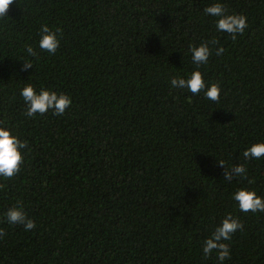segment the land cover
<instances>
[{
  "label": "trees",
  "instance_id": "trees-1",
  "mask_svg": "<svg viewBox=\"0 0 264 264\" xmlns=\"http://www.w3.org/2000/svg\"><path fill=\"white\" fill-rule=\"evenodd\" d=\"M215 2L247 17L235 41L204 13ZM41 25L61 30L54 55ZM213 38L197 68L189 45ZM194 70L218 102L171 86ZM25 84L71 106L28 117ZM0 126L27 145L19 173L0 177V264H220L202 246L228 214L243 228L223 264H264V212L232 199L264 198V157L242 155L264 143V0H14L0 18ZM219 161L246 178L225 180ZM17 204L34 229L7 222Z\"/></svg>",
  "mask_w": 264,
  "mask_h": 264
},
{
  "label": "clouds",
  "instance_id": "clouds-1",
  "mask_svg": "<svg viewBox=\"0 0 264 264\" xmlns=\"http://www.w3.org/2000/svg\"><path fill=\"white\" fill-rule=\"evenodd\" d=\"M14 0H0V18L7 17L9 6ZM204 13L216 18V29L219 32L227 33L232 40H236L237 35H242L248 27L247 17L243 14H229L226 7L215 2L203 9ZM59 28L53 30L47 25H41L39 29L38 47L41 52L55 54L59 47V39L57 33ZM218 41L211 39L202 41L198 46L189 45L191 59L199 68L208 62L212 49L210 45H216ZM26 51L30 57H38L39 53L31 46L26 45ZM224 52L223 47H217L215 54L217 56ZM23 69L32 68L30 61H24ZM171 86L178 89H187L192 95H198L201 91L207 99L218 102L220 99V87L218 83H211L206 86L203 75L199 70H194L186 78L180 76L170 77ZM20 96L26 105V115L33 117L36 114L44 115L48 111H52L54 116H62L71 106V99L63 93L50 91L47 88H41L37 91L31 84H25L20 89ZM25 142H21L16 136L12 135L5 127L0 126V177L11 179L20 171L23 163L21 149L26 148ZM245 159H260L264 157V143H254L243 151ZM218 164L223 169V177L227 181H232L234 177L246 178V168L243 164H234L230 169L225 167L223 161ZM251 183V181H249ZM4 184H0V189L4 188ZM237 202L241 212H264V198L258 196L254 191L247 190L244 187L238 188L232 196ZM23 205L17 204L10 207L5 213L9 224H17L23 226L26 231H30L36 227L35 222L27 216L22 210ZM243 225L238 218L232 214L226 215L219 226L215 227L211 235L203 242L202 251L205 257L215 252L220 264L226 259H230V247L225 241H231L232 235L238 230H242ZM6 233L0 229V239Z\"/></svg>",
  "mask_w": 264,
  "mask_h": 264
}]
</instances>
